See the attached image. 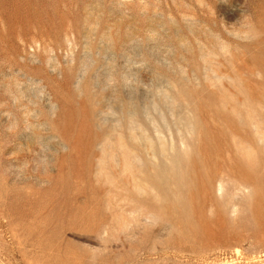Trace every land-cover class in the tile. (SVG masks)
Segmentation results:
<instances>
[{"label": "rangeland", "instance_id": "obj_1", "mask_svg": "<svg viewBox=\"0 0 264 264\" xmlns=\"http://www.w3.org/2000/svg\"><path fill=\"white\" fill-rule=\"evenodd\" d=\"M0 264H264V0H0Z\"/></svg>", "mask_w": 264, "mask_h": 264}]
</instances>
